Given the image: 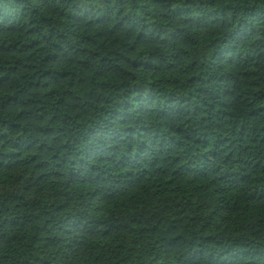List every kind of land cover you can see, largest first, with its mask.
I'll return each instance as SVG.
<instances>
[{
    "label": "trees",
    "instance_id": "obj_1",
    "mask_svg": "<svg viewBox=\"0 0 264 264\" xmlns=\"http://www.w3.org/2000/svg\"><path fill=\"white\" fill-rule=\"evenodd\" d=\"M0 264H264V0H0Z\"/></svg>",
    "mask_w": 264,
    "mask_h": 264
}]
</instances>
